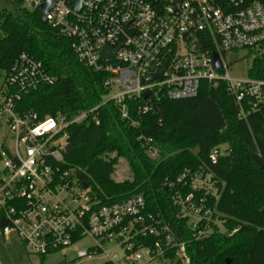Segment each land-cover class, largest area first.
Instances as JSON below:
<instances>
[{"label": "built area", "instance_id": "obj_1", "mask_svg": "<svg viewBox=\"0 0 264 264\" xmlns=\"http://www.w3.org/2000/svg\"><path fill=\"white\" fill-rule=\"evenodd\" d=\"M23 0L27 10L42 12V20L71 41L78 60L108 74L110 90L105 101L122 104L126 98H142L139 107L147 115L162 99L183 100L199 95L204 83H224L245 118L264 108V79L233 78L230 53L248 50V57L264 54V3L260 0ZM113 56L103 58L101 51ZM221 67H215V54ZM0 88V226L3 236L15 235L30 254L45 257L65 251L90 237L94 245L78 249V258L103 251L107 242L123 249L106 253V264H146L174 252V259L190 263L186 243L177 239L171 225L160 215L147 212L144 196L132 195L121 202L104 204L92 187L83 188L75 169H64L66 128L86 118L98 107L80 112L74 119L64 115L39 119L35 112H20L22 97L53 84L43 63L21 53L4 71ZM160 77L155 78V76ZM149 93L144 98V93ZM152 157L157 155L152 138L141 136ZM225 147H214L209 161L216 165ZM177 182L188 187L174 196L197 238L216 231L231 237L217 213L224 183L206 170L185 171ZM193 218V219H191ZM152 237V245L138 244ZM144 257L147 261L144 262Z\"/></svg>", "mask_w": 264, "mask_h": 264}, {"label": "trees", "instance_id": "obj_2", "mask_svg": "<svg viewBox=\"0 0 264 264\" xmlns=\"http://www.w3.org/2000/svg\"><path fill=\"white\" fill-rule=\"evenodd\" d=\"M21 53L41 61L57 79L25 94L18 104L20 112H35L39 119L64 115L72 120L100 106L110 93L104 85L108 74L80 62L71 41L44 22L40 10H27L23 0H0V71L9 70ZM249 74L264 79V54L253 59ZM123 103L126 117L122 104L108 100L66 128L63 168L75 169L104 204L144 196L147 212L160 215L186 243L189 264H264V169L251 154L264 156V108L241 118L224 83H204L195 98L162 99L147 115L139 112L144 99L126 98ZM141 136L152 138L155 157L148 154ZM220 145L225 154L213 165L209 154ZM120 159L128 163L129 180L113 178ZM187 170L211 171L224 183L217 213L226 228L238 229L233 236L216 229L212 235L195 236L174 198L178 190L188 192L177 182ZM154 240L140 237L138 244L152 245ZM166 258L170 264H183L174 259V252Z\"/></svg>", "mask_w": 264, "mask_h": 264}, {"label": "rangeland", "instance_id": "obj_3", "mask_svg": "<svg viewBox=\"0 0 264 264\" xmlns=\"http://www.w3.org/2000/svg\"><path fill=\"white\" fill-rule=\"evenodd\" d=\"M1 3L6 4L3 1ZM6 6L9 8L11 7L9 5ZM227 61L230 65L229 74L233 78L248 79L250 77L249 68L252 65L253 58L248 57V50L230 53L227 57ZM4 78L5 72L0 71V88L3 86ZM113 178L116 181L129 180L132 178L130 168L125 160H119V163L117 164L113 174ZM12 236V245L19 248L14 249V255L16 259L14 264H62L63 260L67 261L66 264H104V262H106V253L118 252L119 255L123 254V249L120 247V244H117L116 242H107L103 245L104 252L100 251L90 258H78V249H84L88 246L94 245V240H92L90 237H85L78 240L73 246L66 249L65 251L60 250L50 253L45 257H41L30 254L18 237L13 234ZM146 261L147 258L144 257V262ZM146 264H163V262L162 260H152Z\"/></svg>", "mask_w": 264, "mask_h": 264}, {"label": "water", "instance_id": "obj_4", "mask_svg": "<svg viewBox=\"0 0 264 264\" xmlns=\"http://www.w3.org/2000/svg\"><path fill=\"white\" fill-rule=\"evenodd\" d=\"M81 1L82 0H77L76 1V4L74 6V10L80 11ZM50 4H51V0H47V2L42 5V10L47 13L49 11V9H50ZM105 48L106 47H104V49L101 51V56L103 58H107L108 56H113L116 53V50H113L110 53H107L105 51L106 50ZM214 58H215V67L216 68H220L221 67V61H220L219 55L216 53L214 55ZM157 77H160V75L155 76V78H157ZM148 95H149V93L147 92V93H144L143 96H144V98H147ZM194 152H195L196 155H198L199 152H200L199 147H196ZM251 154H252V158L254 159V161L258 165V167L260 169H264V156L261 153L257 152V151H252ZM88 187H89V184L87 182H83V188L87 189ZM4 224H5V220H4V218H2L1 221H0V226L4 225ZM209 234L212 235L213 231H210ZM66 262H67L66 260H63L62 264H66ZM227 262L229 263L230 260H227Z\"/></svg>", "mask_w": 264, "mask_h": 264}, {"label": "crops", "instance_id": "obj_5", "mask_svg": "<svg viewBox=\"0 0 264 264\" xmlns=\"http://www.w3.org/2000/svg\"><path fill=\"white\" fill-rule=\"evenodd\" d=\"M12 237V235L3 236L0 230V264H14L16 262L14 249L19 248L12 245Z\"/></svg>", "mask_w": 264, "mask_h": 264}]
</instances>
